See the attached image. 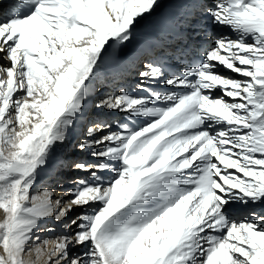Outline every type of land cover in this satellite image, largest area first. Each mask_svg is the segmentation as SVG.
Instances as JSON below:
<instances>
[{
	"label": "snow or ice",
	"instance_id": "1",
	"mask_svg": "<svg viewBox=\"0 0 264 264\" xmlns=\"http://www.w3.org/2000/svg\"><path fill=\"white\" fill-rule=\"evenodd\" d=\"M188 3V39L231 34L177 71L142 52L139 91L92 109L104 55L158 0L0 3V264H264V0ZM103 110L128 120L114 128ZM54 160L88 174L55 199L32 191ZM49 218L60 234L41 240Z\"/></svg>",
	"mask_w": 264,
	"mask_h": 264
},
{
	"label": "bare ground",
	"instance_id": "2",
	"mask_svg": "<svg viewBox=\"0 0 264 264\" xmlns=\"http://www.w3.org/2000/svg\"><path fill=\"white\" fill-rule=\"evenodd\" d=\"M10 0H0V3H7ZM159 7L151 17H146L137 25L134 39L127 44L122 54L106 53L102 59L97 72V79L91 82V93L88 98V106L93 108L94 101L103 94H119L121 87L127 88L130 92H138L136 85L139 81L138 72L141 70L139 60L142 52L163 53L169 64L172 65L173 71H177L183 63H187L188 58H199L202 47L207 46L208 35L218 32L230 35V30L225 27L206 26L202 29L201 37L192 41L188 39V29L185 24V18L191 12L188 0H158ZM210 2V0H209ZM219 71L226 72L224 68ZM228 75L236 74L226 72ZM156 90H162L164 85H154ZM171 87V86H167ZM218 94V93H217ZM102 116L110 121L115 128L118 123L128 120L125 113L116 110H103ZM83 125L78 124L74 133L67 144L58 145L54 155L67 152L72 144L80 137ZM77 155L87 157V153H80L76 150ZM75 175L74 177H71ZM88 174L83 172H69L65 169H58L57 162L54 160L49 164L47 169L40 172V175L34 185L33 192L40 193L43 189L48 188L53 192V199L59 196L65 189L71 187L73 178H84ZM239 205H232L231 210L239 208ZM251 207V206H250ZM264 206H256L257 211ZM79 209H76L71 215H75ZM2 216V213H0ZM49 228H55L56 231H40L38 235L41 240L45 238H54L60 234L59 225L54 218H49L42 223ZM74 251L76 249H73Z\"/></svg>",
	"mask_w": 264,
	"mask_h": 264
},
{
	"label": "rangeland",
	"instance_id": "3",
	"mask_svg": "<svg viewBox=\"0 0 264 264\" xmlns=\"http://www.w3.org/2000/svg\"><path fill=\"white\" fill-rule=\"evenodd\" d=\"M75 175H72L71 177H74Z\"/></svg>",
	"mask_w": 264,
	"mask_h": 264
}]
</instances>
